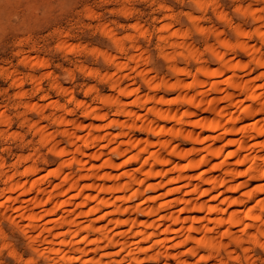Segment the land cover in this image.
<instances>
[{"label": "clouds", "instance_id": "obj_1", "mask_svg": "<svg viewBox=\"0 0 264 264\" xmlns=\"http://www.w3.org/2000/svg\"><path fill=\"white\" fill-rule=\"evenodd\" d=\"M0 264H264V0H0Z\"/></svg>", "mask_w": 264, "mask_h": 264}]
</instances>
